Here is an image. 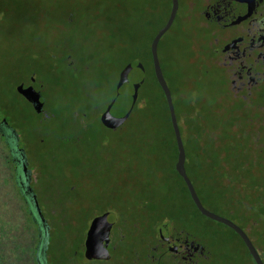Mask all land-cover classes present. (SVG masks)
<instances>
[{
	"label": "rangeland",
	"instance_id": "1",
	"mask_svg": "<svg viewBox=\"0 0 264 264\" xmlns=\"http://www.w3.org/2000/svg\"><path fill=\"white\" fill-rule=\"evenodd\" d=\"M143 1L128 0L124 7L118 0H0V112L7 107L9 124L15 119L26 128L31 139L26 158L35 168L33 189L49 225L44 262L146 264L142 254L145 242L150 239L151 222L145 210L137 209L136 203L141 205L140 199L153 193L157 199L179 196V202L175 201L172 208L174 212L171 211L177 216L166 227L171 233L181 230L204 246L211 254L207 264H254L247 248L229 228L202 216L178 215L183 206L190 211L192 207L173 173L176 147L161 90L151 75L148 54L150 38L168 16L169 0H147L152 9L144 10V14L149 17L150 25L144 27L138 42L137 61L146 68V77L137 100L145 99L154 106L156 143L148 142L150 134L146 136L149 128L144 116L124 118V110L131 103L126 95L134 88L140 68L132 65L117 74L118 61L123 62L124 57L113 62L107 38L121 21L123 9L127 14L132 13L137 6L142 7ZM191 29L188 27V31H195ZM181 34L164 35L158 46L160 67L170 89L179 81L173 76L174 69L181 67L180 60L187 53L188 43L179 40ZM81 43H86L88 50ZM69 50H74L70 53L78 59L96 51L93 61L99 62L103 55L109 65L96 83L89 71L86 80L87 87L93 88L91 94H84L85 89L76 82H65V66L73 61L71 56L67 59ZM209 74L202 88L203 104L210 103L212 109H219L223 104L218 74L215 70ZM31 78L45 99L43 115L29 112L17 94L19 85ZM119 80L124 91L122 99L114 102ZM173 100H176L174 95ZM123 122L118 130L114 128ZM224 129L228 131L226 125ZM10 174L6 152L0 146L2 264H8V259H12L9 264H36L37 230L12 185ZM213 197L214 200L203 201L206 209L225 217V207ZM220 201L229 203V199ZM106 212L116 218L111 232L110 259L85 260L82 249L85 235L92 220ZM246 214L250 216L248 210ZM230 218L235 224H244L237 216Z\"/></svg>",
	"mask_w": 264,
	"mask_h": 264
},
{
	"label": "flooded vegetation",
	"instance_id": "2",
	"mask_svg": "<svg viewBox=\"0 0 264 264\" xmlns=\"http://www.w3.org/2000/svg\"><path fill=\"white\" fill-rule=\"evenodd\" d=\"M170 9L171 0H169L168 16ZM188 27L195 31H188ZM178 32L187 35L188 43L187 53L180 60V68L184 72L183 74L189 75L190 71L198 66L204 68L205 82L207 81L206 75L213 73V70L218 74L223 107L220 106L219 109L211 111L218 113L220 125L218 131L221 140L230 142L232 134H236L237 140L236 144L223 143L222 148H225L226 144H230L229 147H232L233 150L242 146L245 151H250V163L247 162L245 168L239 169L234 166L235 157L221 161L219 179L222 199H229V203L221 201V207L226 209V216L220 217L231 221L233 224L235 223L230 217L237 216V219L243 220V225H235L247 236L262 264H264V0H177L176 16L166 34L174 35ZM68 58H70L69 54L67 55ZM191 79L193 80V78ZM194 80L199 82L200 78H194ZM26 90L29 91L25 93ZM169 90L175 111L174 104L178 107L179 100L176 98L174 101L172 89L169 88ZM36 93L39 94L41 101L36 98ZM17 94L29 112H34L37 115H43L46 112L45 99L33 78L29 79L27 83L19 85ZM215 100H217L216 97ZM12 105L10 103V109H13L14 106ZM206 107L210 109L209 105ZM6 108L0 112L2 113L0 117V146L6 152L11 167L12 185L18 192L27 215L37 230L35 262L36 264H45L44 261L47 259L45 247L49 240V225L44 218L33 189L36 177V174L35 176L33 174L35 168L30 166L26 158V147L30 144L29 140L31 139L26 128L23 125L21 127L15 119L10 122L12 125L9 124L8 117H6L9 113ZM181 112L188 113L179 115L177 124L180 136L194 135V127L187 128L183 122L184 119H188L189 124H192L195 115L203 112L195 104L194 90L191 91L190 103ZM123 124L124 122L121 125ZM225 125L226 129L228 128L227 134L224 133L226 132ZM120 126H116V128ZM242 134L246 141L242 142L243 145L238 142V139H242ZM37 143H41V141ZM193 144L195 143H189L187 148L189 149V145ZM195 145L196 147H203L202 143ZM227 163H232L233 168L228 167ZM247 210L250 213L249 217L246 216ZM106 223L101 222L100 231L95 229L93 232L96 242L92 240L91 246L85 245L86 233L82 246L84 257L86 249L91 248L92 254L97 252L102 256L101 261L110 259L111 232L116 222L111 227ZM166 226L167 224L157 227H160V231L157 232L156 230L155 233L157 239L152 245L144 249L142 256L146 264H207L211 254L207 252L204 246L189 238L181 230H174L171 233ZM161 231L163 232L162 236L160 235ZM106 235H108L107 256L103 254ZM236 236L244 245L241 238L237 234ZM99 240L100 242H98ZM1 257H3V252L0 250V264L4 263ZM84 259L89 260L86 257ZM10 260L12 259L7 260L8 264ZM254 264L256 263L254 262Z\"/></svg>",
	"mask_w": 264,
	"mask_h": 264
},
{
	"label": "trees",
	"instance_id": "3",
	"mask_svg": "<svg viewBox=\"0 0 264 264\" xmlns=\"http://www.w3.org/2000/svg\"><path fill=\"white\" fill-rule=\"evenodd\" d=\"M118 1L123 2L125 7V3L128 0H118ZM124 9H123V17L121 18V21L118 23L116 28L111 31L110 35H108L107 38L108 47H109L108 53L110 54V56H112L113 62L116 61L117 63L118 61L117 57L119 58L124 57L123 62L121 61L122 63L118 61L119 68L117 70L118 71L117 74H119L124 69V67L130 62L139 60L138 42L142 37V32L144 27L150 25L149 17L148 16L145 17L144 10L152 9V4L151 2L144 0L142 7L137 6L135 9H133L134 11L132 13H128V14ZM166 19L167 17L164 19L161 26L164 24ZM66 23L67 25L69 24L68 26H70L71 25L70 19L67 18ZM158 30L159 28L157 29V32ZM157 32H155L154 35L150 38L149 46H148L151 75L156 84L157 82L153 73L149 47L152 39L154 38ZM181 35L179 40H181L182 42L183 41L187 42L186 40L187 35L185 33H182ZM80 46L85 50L86 49L88 50V46L86 43H81ZM70 51H73L74 53V50H69L67 52V55L69 54L73 61L71 63L69 62V65L65 66L66 76H64L63 78L65 82H67L68 84L69 83L71 84L73 82L78 83L83 90L85 89L84 94L85 93L91 94L93 92V88L89 89L87 87L89 81L86 80L88 78L87 76H89V71H92V73L94 74L93 75L94 82L96 83V79L104 75L103 69L109 68V65H107L103 60V55L101 57V60H97L99 62L93 61V56L95 55L96 51H94L92 55H85L83 56V58L80 59L74 56V54H71ZM157 54H158V49H157ZM108 60L109 59H107V62L109 63ZM203 69L204 68L202 66H198L197 68H194L193 71H190L189 75H185L183 74L184 72L180 67H175L173 76L175 79L179 78V81H177L176 84L174 82L175 85L172 84L171 89H172V96L174 95L177 98V100H179L178 107L175 109L177 122L179 121V115L182 114L186 115L188 113L181 111H183V108H185L186 105L190 103V95L192 90H194L195 104H197L198 107L201 110H203V112H199L195 115V118H193L192 120V124H189L188 119L183 120L184 125L187 128L190 126L194 127L195 133L194 135L192 134L181 135V138L183 140L182 142L184 145L185 156H186V161H185L186 175L191 181L194 190L198 198L200 199L202 205L204 206V208H206L203 201L206 199L214 200L215 198L213 196L217 197L218 198L217 201H219V203L221 204L220 200H222V190L219 179L221 161L224 159L229 160L232 159V157H235L234 160L236 161H233L235 162L234 166L236 168L242 169L245 168L246 162L250 163L249 161L251 156H250V151L249 150L245 151L242 148V146L239 149L237 147L236 150H233L232 147H229L230 144H226L225 148H222L223 143L231 142L233 144H236L237 143L236 134H232L230 136L231 139L230 142L221 140L220 133L218 131L220 126L218 113L211 111L213 109L211 108L210 103H209L210 109H207L206 105L203 104V100L205 101L202 93L203 84L205 82L204 81L205 74L203 73ZM98 73H100L99 76ZM145 73H146V68H145ZM185 77H187V79H185ZM191 78H193V80ZM194 78H200V81L197 82L194 80ZM117 79L118 76H116L115 80ZM163 102L165 104L166 117L168 120L169 128L171 130V135L173 137L174 146H175L174 135L172 132V127L170 124L169 114L164 96H163ZM174 105L176 107V104ZM155 112L156 111L154 109V106H152V103L147 102L145 99H142V101L136 100L133 110L129 116V119L132 118V116L135 114L137 116H144L146 118V125L149 128L148 131L146 132L147 133L146 136L148 137V134H150L151 137V138L148 137L149 143H156L157 141ZM136 119L139 120L140 118H136ZM123 125H121L120 127H122ZM118 128H116V130H118ZM240 132L243 133V131ZM225 133L227 134L228 131H226ZM241 137L242 139H238V142H241L242 144V142L245 141L243 139V134ZM191 142L195 144L202 143L203 147H196V145L193 144L191 146L189 145L190 148L188 149L187 145ZM175 155L177 157L176 149H175ZM176 157H175V161H176ZM226 165L228 167L230 166L233 168L232 163H227ZM248 166L250 167V164H248ZM173 173L177 177L180 184L183 186L184 194L192 207V211H190V210H186V207L184 208L183 206V209L181 210L182 212L178 213V215L180 217L202 216L196 209L195 205L193 204L183 180L177 175L174 168H173ZM68 193H70L69 189H68ZM178 197H179L178 195L177 196L172 195L169 198L157 199L155 195L151 193L143 197V200L140 199L142 201L141 205L139 203H136V205L139 206L137 207V209H141L142 211L145 210L146 215L148 216V221L151 222L150 232H149L150 239L145 242L146 244L145 248L148 247L149 245H152L153 242L157 239L155 233H156V228L159 225L173 222L175 220L177 214H172V212H174L172 211V208L174 207V202L178 200ZM177 202H179V200ZM169 207H171V209Z\"/></svg>",
	"mask_w": 264,
	"mask_h": 264
},
{
	"label": "water",
	"instance_id": "4",
	"mask_svg": "<svg viewBox=\"0 0 264 264\" xmlns=\"http://www.w3.org/2000/svg\"><path fill=\"white\" fill-rule=\"evenodd\" d=\"M176 12H177V0H171V9H170L168 19H167L166 23L164 24V26L158 30V32L156 33V35L152 39V41L150 43V47H149L154 77L156 79L158 86L160 87V89L163 93V96H164V99L166 102V106H167V110H168V114H169L170 124H171L173 135H174V140L176 143L177 159H176V163L174 165V170L177 173V175L183 180V182L187 188L188 194H189L193 204L195 205L196 209L198 210V212L203 217H205L211 221H214L216 223L223 224V225L227 226L228 228H230L231 230H233L243 241V243H244L245 247L247 248L251 258L253 259V261L256 264H262L255 248L253 247V245L251 244V242L249 241L247 236L244 234V232L240 228H238L231 221L224 219V218L208 211L207 209H205L203 207L200 199L198 198V196L194 190V187H193L191 181L189 180V178L186 175L185 168H184L185 151H184L183 143L181 140L178 124L176 121V116H175V111H174V107H173V103H172L171 93H170V90H169L167 83L164 79V76H163V73H162V70L160 67V63H159L158 54H157L159 42L162 39V37L167 33V31L170 29V27L172 26L173 21H174L175 16H176ZM132 65H137L140 68V73L136 76V80L134 81V88L131 90V93L128 94V96L131 98V103L124 110L125 111L124 112V114H125L124 118L125 119H127L129 117L131 110L133 109L134 104L137 100L138 89L142 86V84L144 83V80H145V69L142 66V64L139 63L138 61L130 62L129 64H127L124 67L123 71L128 70V68H130ZM121 82L122 81L119 80V82L117 83L116 90H115V97L113 99L114 102H118L122 97L121 94L123 93L124 90L121 88ZM28 91L29 90H26L25 93H27ZM35 96H36V98H38L39 101H41L38 93H36ZM37 212H38V210H37ZM101 222L102 223L107 222L106 224H109V227H111L112 224H114L116 222V218L111 213H105V214L93 219V221L91 222L90 228L88 230V233H87V239L85 241L86 246H89V245L91 246V244L93 243L92 240L95 241V238L93 237V232L95 231V229L99 230V226H101L100 225ZM98 242H100V240ZM107 242H108V235H106V244L104 246V252H103V254H105L106 256H107V249H106ZM44 245H45V240H44ZM42 248L43 247L41 245V249ZM41 249H40V251H41ZM91 252H92L91 248H89V250L86 249L85 257L87 259H90V260L102 259V256L99 255V253L95 252L97 254H95V253L92 254Z\"/></svg>",
	"mask_w": 264,
	"mask_h": 264
}]
</instances>
